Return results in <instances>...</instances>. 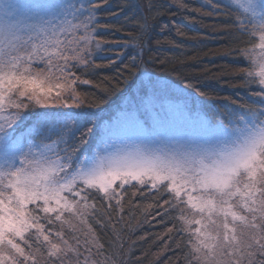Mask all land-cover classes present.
Listing matches in <instances>:
<instances>
[{"label": "snow or ice", "instance_id": "6c2138e0", "mask_svg": "<svg viewBox=\"0 0 264 264\" xmlns=\"http://www.w3.org/2000/svg\"><path fill=\"white\" fill-rule=\"evenodd\" d=\"M106 3L0 0V264H119L88 217L97 200L122 210L129 189L166 197L159 206L176 213L179 227L168 231L183 234L186 264H264V0L195 9L228 16L225 26L247 38L237 51L253 99L232 101L214 123L161 104L167 86L133 52L116 84L139 74L135 100L98 127L95 113L72 110L86 104L76 85L91 83L77 69L102 66L95 60L108 41L97 32L107 25L98 10ZM126 55L127 46L100 58L114 66Z\"/></svg>", "mask_w": 264, "mask_h": 264}, {"label": "trees", "instance_id": "16d2710c", "mask_svg": "<svg viewBox=\"0 0 264 264\" xmlns=\"http://www.w3.org/2000/svg\"><path fill=\"white\" fill-rule=\"evenodd\" d=\"M200 1L208 0H107L98 10L100 24L107 27L98 29L97 38L108 41L102 45L105 51L100 57L114 58L116 51L126 46L128 55L123 57V63L118 61L114 66L99 57L95 63L101 67L77 69L81 79L91 81L76 85L81 98L86 100L84 112L97 113L121 106L122 96L139 77L126 72L127 82L116 84V77L123 64L130 62L133 52L140 53L137 64L141 69L161 83L184 91L213 123L226 109L237 106L232 101L242 104L253 99L249 95L251 89L242 85L240 69L245 67V61L237 51L247 38L225 26L231 22L228 16H210L205 14L206 9L195 11L201 7ZM149 2L155 6L152 11L148 9ZM145 22L149 28L141 33L139 25ZM137 40L139 43L132 47ZM88 104L98 107L89 108ZM132 191L129 189L125 195L122 210H115L114 202L113 210H109L97 200L99 211L95 217H88L97 240L104 245L105 255L116 257L119 264H186L183 234L175 228L168 231L173 225L179 227L176 213L165 211L166 205L159 206L166 197L147 189L133 196ZM77 235L83 243V232Z\"/></svg>", "mask_w": 264, "mask_h": 264}, {"label": "rangeland", "instance_id": "374dc122", "mask_svg": "<svg viewBox=\"0 0 264 264\" xmlns=\"http://www.w3.org/2000/svg\"><path fill=\"white\" fill-rule=\"evenodd\" d=\"M202 5L207 4L208 1H200ZM103 47V46H102ZM102 56V53L99 54V57ZM98 57V58H99ZM154 80L159 81L157 78L154 77ZM139 84V77L135 80V82L130 85L128 88L127 92L122 96L120 102L121 106L119 107H113L110 110L103 111V112H97L95 113L96 117V123L98 127L104 126L109 118L119 109L121 108L125 103H126V98L128 100H135V92L136 88ZM163 84V83H161ZM167 86V91L165 93H162L160 95V100L159 103L161 104H171V105H179L184 107L187 111H190L193 115H199L201 119H208L204 114L200 112V109L198 107H195L192 102L188 99V97L184 94V91L180 90L179 88L176 87H170V85L163 84ZM197 105V104H196ZM39 111V109H37ZM53 111H67L66 109H58V110H53ZM72 111H82L84 112V109L80 110H75L73 109ZM209 120V119H208ZM211 121V120H210ZM94 147V141H90L89 146H85L84 151H86L89 155H91V148Z\"/></svg>", "mask_w": 264, "mask_h": 264}]
</instances>
